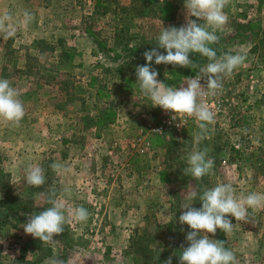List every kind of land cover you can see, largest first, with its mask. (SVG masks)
<instances>
[{"label":"rangeland","instance_id":"obj_1","mask_svg":"<svg viewBox=\"0 0 264 264\" xmlns=\"http://www.w3.org/2000/svg\"><path fill=\"white\" fill-rule=\"evenodd\" d=\"M179 3L174 21L135 20L133 33L150 37L163 27L184 25V0ZM25 11L34 20L19 26L14 38H0V79L19 91L26 113L19 126L0 119V198L14 197L38 214L51 206L54 192L66 209L82 205L91 215L86 223L70 218L54 242L39 240L20 261V248L35 239L23 230L31 213L0 208V218L8 222L0 234V264H45L51 259L63 264H154L150 251L173 257L171 247L184 243L186 224L179 217L185 207H193L199 189L202 194L217 183H231L238 197L264 193V0H231L224 10L228 23L216 33L221 54L239 53L247 59L224 80V111L208 125L199 144L201 149L208 146V157L215 162L213 174L201 180L184 174L195 136L187 139V131H195L198 123L190 122L165 139L151 130L159 117L152 102L140 90L118 92L116 67L125 61V53L113 43L112 17L90 14L87 0H0V16L11 14L14 24L23 20ZM59 38L64 43H57ZM40 39L49 42L48 48L34 43ZM60 53L65 54L62 62ZM68 63L71 67L59 72ZM198 72L190 70L182 77ZM179 81L167 86L176 87ZM37 84L42 85L37 94L23 101L22 93ZM76 84L83 89L80 94H74ZM47 95L59 96L64 108H54ZM100 108L114 112L112 121L90 126L88 119ZM171 139L177 146L167 149ZM57 162H67L71 173L58 176L51 168ZM32 165L45 172L42 187L26 183ZM64 187L70 194L63 193ZM249 218L251 222H240L233 234H225L226 248L239 264H264V207L249 209ZM136 241L146 251L136 252Z\"/></svg>","mask_w":264,"mask_h":264},{"label":"clouds","instance_id":"obj_2","mask_svg":"<svg viewBox=\"0 0 264 264\" xmlns=\"http://www.w3.org/2000/svg\"><path fill=\"white\" fill-rule=\"evenodd\" d=\"M230 2L231 0H184L186 23L180 27H163L157 38V47L144 53L147 64L139 65L135 70L136 84L143 96L152 102L153 107L174 113L173 119L180 115L198 121L200 132L194 136L192 150L187 156L188 166L184 168V174L196 180L212 175L215 163L208 157L209 150L199 147L200 142L206 138L208 125L215 122V113L205 102V98L222 92L224 80L244 66L247 59L239 53H223L218 56L211 47L219 42L216 33L228 23L229 17L224 10ZM13 20L11 14L0 16V38L3 40L14 38L18 27L31 23L34 14L25 11L23 20L15 24ZM159 49L166 50V54ZM194 53L207 58L208 63L204 66L198 65L190 59V55ZM153 62L156 65L198 69L199 72L194 78H185L180 87H170L158 79L159 73L152 67ZM165 75L167 76V72ZM19 95V91L7 79H0V119L15 126L20 125L26 114ZM51 168L58 176L72 171L67 162L53 163ZM26 183L31 187H42L46 183L44 170L36 165L29 166L26 170ZM62 191L70 194L67 187ZM196 195L189 193V198L194 199ZM198 199L202 207L187 206L179 217V223L186 224L191 229L186 235L188 246L182 245L177 255L179 264H239L234 252L225 247V242L212 239L209 234L215 236L219 229L230 236L240 227V222H251L249 209L255 211L264 207V193L250 192L238 197L231 183H217L212 188H205ZM48 203L50 207L38 214L29 215L27 222L23 224L26 234L43 243L54 242V237L64 232V225L70 222V218L86 223L91 215L82 205L66 209L64 202L54 192L49 196ZM229 216L234 217L237 223L233 224ZM31 255L29 253L28 257ZM45 264L63 262L51 259L45 261ZM164 264H172V257Z\"/></svg>","mask_w":264,"mask_h":264},{"label":"trees","instance_id":"obj_3","mask_svg":"<svg viewBox=\"0 0 264 264\" xmlns=\"http://www.w3.org/2000/svg\"><path fill=\"white\" fill-rule=\"evenodd\" d=\"M91 3V13L96 18L101 17H112L113 20V43L116 44V47H122V51L125 53L124 62L116 67V71L118 72V92L122 93H133L134 90H140L139 85L137 83V76H136V67L139 65L147 64V61L144 58V53L149 51L155 47H157V38L159 35H154L150 37L141 36L139 34L133 33V26L135 20L151 18L154 20L162 21V22H171L174 21L176 18L177 11L180 7V0H87ZM38 45L42 46V49H46L47 44L49 43L46 40L40 39L34 41ZM57 43H64L62 38L57 40ZM131 43H136L132 45ZM211 47L217 52V55H221V51L217 44L211 45ZM40 50V52L42 51ZM162 53L166 54V50L159 49ZM65 54L60 53L58 55V60L60 62L63 61ZM26 63L24 68L26 71L30 70L31 65L29 64V57L26 56ZM190 59L195 61L198 65H204L208 63L207 58L202 57L199 54H191ZM71 67V63H68L66 66H59V72H62L64 69ZM152 67L158 71L159 77L163 78L165 73L167 72V76L170 77L167 81H164L166 85L176 84L183 75H186L188 71H193L194 69L190 68H182L179 66H172V65H156L153 62ZM193 74V73H188ZM56 76H58L56 74ZM94 80V79H93ZM48 85L49 83H45ZM67 85L66 83H63ZM62 85V86H64ZM42 85L37 84L34 90L26 91L22 93L21 98L23 101H28L31 97H34L37 94V90L41 89ZM67 87V86H66ZM74 94H80L82 92V87L79 85H74ZM99 91H97V94ZM99 96V95H98ZM47 100L49 103L52 104L54 108L63 109L64 103L59 96H49L47 95ZM55 103V105H53ZM108 111V112H107ZM114 116V112L108 108H100L98 110V114L95 115L94 118L88 119V123L90 126H106L108 125ZM193 127L188 129L187 139L189 137L199 133V128L196 127L193 131ZM193 131V133H192ZM184 131L183 133H185ZM164 143V141H163ZM167 149H173L177 146V141L171 139L165 144ZM203 149L207 148L206 144L203 145ZM205 177V176H204ZM203 177V178H204ZM186 178L185 180H187ZM199 189V188H198ZM198 196L201 194L200 189L197 191ZM193 207L200 208L202 207L201 202L197 198L194 201ZM0 208H3V211L6 212H13V213H25L29 212L32 214L33 211H30L26 208L24 204L18 202V199L12 197H8V195L0 198ZM4 219L3 221H1ZM6 217L0 218V234L5 231L7 228L5 225ZM191 229L188 225L185 226V230L183 233L184 243L180 242L176 245L171 247V251L173 252L172 261L174 264H179V251L181 250V246L187 247V240L186 235L190 232ZM217 240H222L225 242L226 247V235L223 231L217 230V233L214 237ZM39 242L38 239H29L27 240L23 246L20 248V261L25 260V254L28 249L33 248V244ZM136 252L146 251L144 245L138 241L134 244ZM150 255H154L155 261L154 264L162 263L163 261L167 260L172 254H165L163 251L161 253L155 252L152 254L150 251ZM176 253V255H175Z\"/></svg>","mask_w":264,"mask_h":264},{"label":"built area","instance_id":"obj_4","mask_svg":"<svg viewBox=\"0 0 264 264\" xmlns=\"http://www.w3.org/2000/svg\"><path fill=\"white\" fill-rule=\"evenodd\" d=\"M193 77L194 76H185L182 77L176 87H180L185 78ZM221 92L215 96H208L205 98V102L209 105L210 109L215 113V117L219 114L223 113V104L224 100L220 96ZM159 113L158 122L157 124L153 125L151 127L152 132L160 137H163L165 139H169V136L171 134L180 133L183 131L185 126L192 123H198V121L195 120V118L187 117V116H175L174 113L171 112H165L162 108L156 107ZM150 126V125H148ZM238 148V147H236Z\"/></svg>","mask_w":264,"mask_h":264}]
</instances>
